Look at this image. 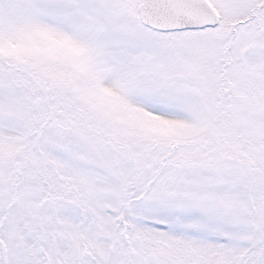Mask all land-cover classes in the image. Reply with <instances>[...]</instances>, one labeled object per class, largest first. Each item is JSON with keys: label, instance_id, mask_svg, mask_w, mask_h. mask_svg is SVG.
<instances>
[{"label": "snow or ice", "instance_id": "6c2138e0", "mask_svg": "<svg viewBox=\"0 0 264 264\" xmlns=\"http://www.w3.org/2000/svg\"><path fill=\"white\" fill-rule=\"evenodd\" d=\"M0 264H264V0H0Z\"/></svg>", "mask_w": 264, "mask_h": 264}]
</instances>
